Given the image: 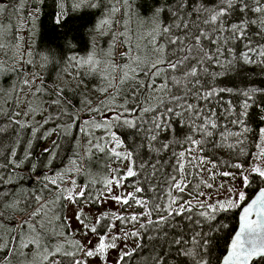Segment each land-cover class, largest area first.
I'll return each mask as SVG.
<instances>
[{"label": "trees", "instance_id": "16d2710c", "mask_svg": "<svg viewBox=\"0 0 264 264\" xmlns=\"http://www.w3.org/2000/svg\"><path fill=\"white\" fill-rule=\"evenodd\" d=\"M2 2L14 5L18 10H9L5 17H0L4 24V42L9 44V49H6L8 55L0 56V59L5 61L8 69L13 67V61L10 58L12 55L17 57L23 55L24 60L30 59L32 63L31 65L16 63L15 67L21 71H6L0 75V109H3L4 113L0 115V129H3L0 131V162L9 158L10 151L15 152L16 155L13 159L21 161V167L16 170L18 175L15 183L17 186L23 185L25 190L18 192V195L23 199L26 194L35 190L46 201L55 200V204H49L52 209L49 215L54 213L60 219L56 220L53 217L50 229L57 233L64 232L66 236H70L68 222L65 219L67 213L66 192L69 182L73 179H76L77 182H84L88 187L83 198L89 201L95 192L110 179L111 170L116 169L115 166L120 163L116 158L110 157L107 152L100 153L95 148L92 150L96 152V156L86 158L82 169L77 170L72 163L73 160L82 159V149L88 150L90 139L99 140L101 144L104 143L100 138L105 130L97 128L95 124L105 120L107 115L114 114L104 111L103 115H100L92 111L99 105L100 100L106 98L99 90L104 87L105 81L97 74L99 69L97 72H92L87 65L79 67L78 64L82 60H87L89 56H94L103 67L106 61L110 62L113 54L117 62L123 63L122 58L118 55V48L121 47L123 50V47H126V45H121V41L125 37L120 35L124 31L125 24L129 42L143 49L147 45L149 33L152 31L153 12L157 5L162 3V0H132L130 12H126L116 0H105V5L108 8L115 5L120 9L111 17L108 15L107 8L104 13H101L99 8L86 6L77 8L75 0H21L19 5H16V0H2ZM36 8H39V12H34ZM61 12L64 13V16L61 23L57 24L56 17ZM103 19H111L113 23L101 25L100 21ZM9 21L14 27H7ZM17 29L19 30L17 31ZM22 35L25 36L23 41ZM258 39V37H253V43ZM227 47L235 49L234 58L225 54L232 63L224 69L217 66L210 67L209 73L222 72L223 75L215 77L204 75L202 84L204 81L208 82L203 84L205 91L212 88L230 87L233 88V93H221L207 101L193 100L189 97V102L203 106L205 111L209 109L215 111L214 119L221 126L217 131H221L223 126L227 125L230 131L235 132L239 131L240 127L231 124L234 116L229 114L228 108L233 107L236 111L241 109L242 101L245 99L240 95L242 90L250 87L264 88V73H261L259 63L247 64L242 59L241 53L247 49L241 42H231ZM28 52L31 53V56L27 55ZM23 73H27V76ZM33 74L39 78L33 84L32 91L37 85H40L43 88L42 93L33 96L26 88L24 92H19V89L23 87L21 81L25 78L32 80ZM14 88L15 90H13ZM59 88L64 89L62 103L59 106L51 105V100L55 98L53 93ZM29 95L32 96L39 108L36 118L40 117L41 112L47 110L53 116L59 113L62 119L41 126L40 123L28 122L27 117L21 113V116L16 119L22 122L26 120L30 127L20 128L18 125L10 123L8 116L13 110V104H17L14 110L21 112L24 101ZM256 99L259 100L260 97L257 96ZM116 103H120V100H117ZM131 106L130 103L129 107ZM248 112L244 124L250 131L240 137L244 143L234 149L229 148L228 145L234 144L236 139L230 137L223 146H220L219 138L214 135L210 138V142L202 145L204 151L200 154L211 159L218 168L227 171L236 169L229 166L234 163L243 164L244 167L249 165L260 148H263L259 130L264 128V120L260 118L264 113H260L255 107L250 108ZM149 115H155V113L146 114L144 119L147 120ZM75 117L78 118L74 119ZM84 121H89V124L84 125ZM196 123L199 124L200 121L197 120ZM189 124L190 122L186 119H178V121L174 119L171 122V130L161 131L157 139L151 142V150L146 147H136L135 149L133 158L136 160L137 170L140 174L126 179L125 185L134 191L135 187L144 189L143 192H135V194L147 201L151 215L149 220L148 218H139L135 224L130 222L125 225L126 228L139 225L138 232L142 235L135 254L126 258L127 264H152L155 254L165 251H167L166 259L171 258L169 264H184V262L193 264L192 258L183 255L178 249L192 250L199 255L196 241L203 242L205 239L210 241L208 249L211 251V264H219L237 230L241 207L259 191L260 187H264V180L256 175L250 176L251 183L245 188V201L238 208L220 210L214 214L215 219L207 220L199 213L206 210L208 204H204V209H201L199 204L193 202L212 193V187L206 186L210 183L204 178L202 171L187 164L186 161V170L190 168L192 173L187 177L188 186L183 193L174 190L172 196L182 197L180 204L186 200L191 201L192 208L191 211H185L183 215L174 214L169 217L166 211L169 204L168 179L173 174L177 175L179 179V175L173 171L176 158L172 153H179L189 147L186 142L189 135L195 139H201ZM56 125L61 127L56 128V131L52 133V135L57 133L55 144L52 143L48 146L47 143L52 135H47L46 130L50 131ZM81 127L85 128L84 132L80 131ZM147 127L148 125L145 124L140 130H137L121 123H113L111 132L124 140L125 147L122 149L131 150L134 146L149 143L145 139L144 129ZM34 130L35 134H33ZM82 138L87 142L84 146H80ZM65 142L67 146L63 149ZM162 144L169 146L164 150ZM258 144L260 148L257 147ZM46 146L50 152L44 151ZM241 149H243V154H241ZM29 153L30 158H26ZM157 160L160 161L157 164V168L160 170L145 180L144 177L148 176L151 171L149 166L156 163ZM142 163L146 166L139 168ZM45 177L56 179L57 183L55 185L48 184V188L45 189L43 186L48 183V179ZM57 185H59L58 188ZM103 188L106 189L105 186ZM199 193L204 195L201 196ZM88 197L91 198L86 199ZM29 203L33 202L29 200ZM93 206L98 207L99 202L95 201ZM178 207L179 205H173V210L175 211ZM161 217L166 218L164 223L157 224L156 221ZM20 219L21 216L16 215L15 222ZM197 221L200 223L197 224ZM13 222L9 217V223ZM197 233L199 234L197 235ZM194 236L195 240H193ZM176 239H180L181 243H173Z\"/></svg>", "mask_w": 264, "mask_h": 264}, {"label": "snow or ice", "instance_id": "6c2138e0", "mask_svg": "<svg viewBox=\"0 0 264 264\" xmlns=\"http://www.w3.org/2000/svg\"><path fill=\"white\" fill-rule=\"evenodd\" d=\"M20 2L21 0H16V5H19ZM116 2L124 7L126 12L132 10V0H116ZM81 6L99 8L101 13H104L107 8L109 17L120 11L115 5L108 8L105 5V0H75V7ZM9 10L17 11L18 8L0 0V17H5ZM34 12H39V8L34 9ZM63 16L64 13L61 12L56 17L55 22L60 24ZM100 23L101 25H110L113 21L103 19ZM151 23L152 31L149 33L147 45L143 49L129 42L127 25L125 24L124 31L120 33L121 36L125 37L121 41V45H126L119 53L123 63L117 62L114 54L111 56L110 62L106 61L103 67L94 56H89L87 60L79 62V67L87 65L92 72H97L99 69L97 74L105 81L104 87L99 90L106 98L100 100L99 105L92 111L100 115H103L104 111L114 113L107 119L95 124L97 128H103L109 135L107 138H100L104 141L103 144L99 140L90 139L88 141L90 147L85 155L91 156L92 149L95 148L100 153L107 152L110 157H114L120 162H128L127 171L123 175H119L118 169L111 170L116 175L108 179L105 184V188L108 189V194L111 196L113 184L116 187H122L123 180L140 174L137 170L136 160L133 158L136 147H146L151 150V142L157 139L161 131L171 130V122L174 119L189 121L190 128L199 134L201 139H195L189 135L186 140L189 147L179 153H172L176 158L173 171L179 175V179L175 174L170 175L168 179L167 196L169 204L166 211L171 217L174 214L183 215L185 211H191L192 208L191 201L186 200L180 204L182 197L172 196L174 190L183 193L188 186L187 177L192 173L190 168L186 170V161L187 164L199 168L200 171L204 170L200 168V165L211 164L212 168L217 167L211 159L203 155H192V153H203L202 145L210 142V138L214 135L219 138L220 146H223L230 137H235V143L229 144L228 147L233 149L238 147L244 143L240 137L250 131L244 124V120L249 114L248 110L255 107L260 113H264V88L250 87L242 90L240 95L245 99L242 101L241 109L236 111L233 107L228 108L229 114L234 116L231 124L240 127V130L235 132L230 131L227 125H224L221 131H217L221 126L214 119L215 111L213 109L205 111L203 106L189 102V97L193 100L207 101L221 93H233L234 90L230 87L212 88L205 91L203 84L208 82L204 81L202 84L204 75L210 77L223 75L222 72L209 73L210 67L217 66L224 69L232 63L228 56L234 58L235 49L227 47L231 42H241L247 49L241 53L242 59L247 64L259 63L261 73H264V0H162V3L158 4L153 12ZM7 27L11 28L14 25L9 21ZM3 29V19H0V56L8 55L6 49H9V44L4 42ZM253 37L259 39L253 43ZM226 53L228 56L225 55ZM27 55L31 56V53L28 52ZM10 58L13 61L11 69H8L5 61L0 59V75L6 71H21L15 67L16 63L29 65L32 63L30 59L24 60L23 55L19 57L12 55ZM23 75L27 76V73H23ZM38 78L36 74H33L32 80L23 79L21 81L23 87L19 89V92H24L26 88L33 96L40 95L43 91L42 86L37 85L32 91V86ZM174 89L175 91H173ZM63 94V88L57 89L53 93L55 98L51 100V105H61ZM257 96L260 97L259 100L256 99ZM117 100H120V103H116ZM130 103L131 107H129ZM16 106L17 104L14 103L13 110L8 116L10 123L16 124L20 128L30 127L26 120L22 122L16 119L21 116L20 111L14 110ZM25 108L28 109L23 112L25 117L35 113V109H32L30 104L25 105ZM150 113H155V115H149L148 119L145 120V115ZM3 114V109H0V115ZM59 118V114L55 116L49 114L41 126ZM260 118L264 120V115H261ZM197 120L200 121L199 124L196 123ZM113 123H121L137 130L147 124L148 127L144 131L145 139L149 143L134 146L131 150L124 152L119 151L125 147V143L118 135L111 132ZM83 124L87 125L89 121H84ZM58 127L61 126L56 125L50 131L46 130L47 135H52ZM80 131L84 132L85 128L81 127ZM33 134H35V130ZM259 134L261 142H264V128L259 130ZM168 146V144H162V149L166 150ZM257 147L260 148V145L258 144ZM44 151L50 152V149L45 148ZM241 154H243V149H241ZM15 155L14 151H10L9 158L0 162V264H87V260L82 259V256L88 258L100 256L106 264L107 250L116 248L115 240L120 237L115 236L109 242L106 233L99 234L98 243L92 247H87L80 241L68 243L64 232L57 233L50 229L53 217L56 220L60 219L54 213L49 215L52 211L49 204H55L56 201H46L35 190L26 194L23 199L18 195V192L25 190L23 185L17 186L15 183L18 175L16 170L21 167V161L13 159ZM26 158H30V153L26 155ZM254 158H264V148H260L259 153ZM72 163L77 170L83 168V159L73 160ZM159 163L160 161L157 160L156 163L149 166L151 171L148 176L144 177L145 180L160 170L157 168ZM145 166L142 163L139 168ZM229 166L240 169L242 172L244 170V165L240 163ZM207 170L211 173V168ZM248 173V175H241L245 188L251 183L249 175H256L264 180V168L259 164L251 165ZM215 175L212 173L213 179H215ZM219 175L228 177L235 176V173L222 172ZM45 179L48 178L45 177ZM56 183V179H48V183L43 187L47 189L48 184L55 185ZM72 183L75 185L74 180ZM206 186L212 187L211 184ZM58 187L59 185H57ZM87 187L84 185L79 192L73 191L66 198L72 204H76L78 198L85 197ZM49 191L51 190L49 189ZM143 191L142 187H135V192ZM199 195L204 194L199 193ZM101 196L103 193L95 197L96 202H99ZM104 198L107 199L108 197ZM111 199L125 205L129 203V200L140 206L147 203V201L137 199L133 193H128L127 196H111ZM245 199V192L239 191L236 199L209 204L207 209L201 211L199 215L207 220H213L215 219L214 214L218 211L239 206ZM29 200L33 203H29ZM173 205H179V207L174 211ZM199 207L204 209L205 206L201 203ZM16 215L21 216L18 222H15ZM82 215V210L77 212L75 214L76 220L88 231L96 233L97 227H89L85 224L84 220L81 219ZM112 215L116 216L115 213ZM148 215H151V211L148 212ZM107 216L108 213H102L101 217L97 218V224L100 223L101 218H107ZM9 217L14 221L13 223H9ZM116 218L125 220V217L122 216H116ZM130 219L136 221L138 216L133 215ZM165 219V217H161L156 223H164ZM199 223L200 221H197V224ZM67 227H71V225L69 224ZM106 227L110 231L111 228L115 227V224H109ZM87 234V231L83 233L85 236ZM131 235L138 237L139 234L133 232ZM193 240H195V236ZM209 242L208 239L203 242L196 241L199 247V255L192 250L178 249V251L191 257L193 264H211ZM91 243V241L87 242V244ZM173 243L180 244L181 240L176 239ZM134 254L135 249L129 251L121 249L116 264H127L126 258ZM166 256L167 251L155 254L152 264H169L171 258L166 259ZM219 264H264V187H260L255 198L243 207L239 229L231 238L227 254Z\"/></svg>", "mask_w": 264, "mask_h": 264}, {"label": "rangeland", "instance_id": "374dc122", "mask_svg": "<svg viewBox=\"0 0 264 264\" xmlns=\"http://www.w3.org/2000/svg\"><path fill=\"white\" fill-rule=\"evenodd\" d=\"M25 39V36L22 35V41ZM122 51V48H118V55ZM30 104V107L32 109H35L34 114H30L27 117L28 122L32 123H40L42 124L43 120L49 115V112L46 110L45 112H42L40 114L39 118H36V112L39 111V108L37 107V104L35 100L32 99V96L29 95L27 99L24 101V106L21 110V113L23 114L24 111L28 110L25 108V105ZM48 108V107H47ZM59 114V113H57ZM111 116V114L106 116V119ZM59 120L62 119L61 115L59 114ZM112 129V127H111ZM108 133L105 131L101 134L103 138L108 137ZM57 138V133L52 135V138L50 139L48 146L53 143V141ZM87 144L85 142L84 138L81 139V144L80 146H84ZM46 146V148L48 147ZM67 146V143L65 142L63 144V149H65ZM263 148H264V142H263ZM119 151L124 152L126 149H119ZM87 149L83 148L82 149V159L83 162L85 161L86 158L89 157H95L96 152L92 150L91 156H86ZM259 153V152H258ZM192 155H201L200 153L193 152ZM74 157V156H73ZM259 164L262 168H264V158L261 159H253V161L244 167V170L240 169H235L233 171H227L220 169L218 167L212 168L211 164H205V165H200V168L204 169L202 171V174L205 179L209 181V183L212 185V190L213 192L210 194L205 195L199 200L194 201L193 203L195 204H214L216 201H227L229 199H236L238 196L239 191H244L245 192V187L243 186V181L241 179V175H248V169L250 168L251 165ZM116 169L119 170L120 172H123L121 175L126 173L127 168H128V162L123 161L120 162L117 166H115ZM211 168V173L207 170ZM222 172H232L235 173V176H222L219 175V173ZM212 173H215V179L212 178ZM116 173L111 171L110 178L115 176ZM120 175V174H119ZM252 175H249V177ZM38 178V177H37ZM130 178V177H129ZM75 181V185H73L72 181ZM72 181L69 182L68 187H67V192L66 196L71 194L73 191L79 192L81 188L85 185L84 182H77L76 179H73ZM84 180V179H83ZM125 181H122V187H116L115 184L111 186V196H116V195H121V196H127L128 193H133L137 199L139 200H144V198L139 197L135 194V191L132 188H129L125 185ZM97 186V184H96ZM95 186V187H96ZM104 185H102L92 196V198L87 201L84 200V198H78L76 204H72L68 199H67V213H66V218L68 225L70 224L71 227L70 229V236H67V242L72 243L74 241H80L81 243H84L87 245V247H92L93 245H96L98 243V236L99 234H107L108 236V241L110 242L115 236H119V239L115 240L116 243V248L112 249L109 248L107 250V261L106 264H116V259L120 253V250L123 249L124 251H129L132 249H136L137 246L140 244L142 240V235L141 233L138 232L139 225L135 226H130L128 228L125 227V225H128L130 222L135 224V222L139 218H148L150 219V216L148 215L149 208L148 204L146 203L144 206H140L136 203H134L132 200H129V203L127 205L118 203L114 200L111 199V196L108 194V189L104 190ZM98 187V186H97ZM231 189V191H230ZM104 190V191H103ZM86 191V190H85ZM103 193V196H101V199L99 200V206L95 207L93 206V203L96 201L95 197ZM246 195V193H245ZM104 197H108L105 199ZM241 205V204H240ZM239 205V206H240ZM239 206H235L232 208H238ZM82 210L83 215L81 216V219L84 220V223L87 224L89 227L91 226H96L97 227V232L92 233L91 231H88L87 229L84 228L82 224H80L76 218L75 214L77 212H80ZM102 213H108L107 218H101L100 223L97 224V218L101 217ZM115 213L116 216H122L125 217V220H120L117 219L116 216H113L112 214ZM143 214V215H141ZM133 215H137L138 219L136 221H132L129 218ZM107 220H109V223H107ZM115 224L114 228H111L109 231L107 229V225L109 224ZM87 231L88 234L85 236L83 233ZM133 232H137L139 235L138 237L132 236L131 234ZM88 241H91V244H87ZM82 259L87 260V264H105V261L100 257H94V258H88V257H81Z\"/></svg>", "mask_w": 264, "mask_h": 264}, {"label": "water", "instance_id": "95a60500", "mask_svg": "<svg viewBox=\"0 0 264 264\" xmlns=\"http://www.w3.org/2000/svg\"><path fill=\"white\" fill-rule=\"evenodd\" d=\"M257 194H258V192H257V193H256L251 199H254L255 196H256ZM251 199H250V200H251ZM250 200H249L247 203H249ZM247 203H246V204H247ZM246 204H245V205H246ZM245 205H244V206H245ZM244 206H243V207H244ZM243 207H241L240 212H239V216H238V227H237V230H236V231H238V229H239V225H240V216L242 215V209H243ZM229 245H230V244H229ZM228 248H229V247H228ZM226 254H227V252H226ZM226 254H225V255H226Z\"/></svg>", "mask_w": 264, "mask_h": 264}]
</instances>
